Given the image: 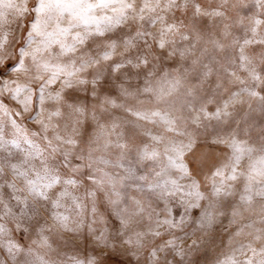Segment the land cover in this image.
I'll list each match as a JSON object with an SVG mask.
<instances>
[{"label": "snow or ice", "instance_id": "snow-or-ice-1", "mask_svg": "<svg viewBox=\"0 0 264 264\" xmlns=\"http://www.w3.org/2000/svg\"><path fill=\"white\" fill-rule=\"evenodd\" d=\"M190 2L192 0H155L153 4L152 0H144L137 12L136 0H25L23 7L17 0H0V19L5 17L6 8L14 7L21 14L28 13L32 16L25 26L14 65L17 73L28 75L29 79L24 82L19 79L4 81L0 85V121L5 116H11L12 126L23 134L24 143L28 146L23 151L41 164L42 171H36L34 178L27 183L37 200V214L43 208L53 226L73 234L85 227L95 232L97 218L103 222L104 208H107L117 217L122 228L127 229L137 217L146 214L148 220H155V228L149 229L150 234L161 239L165 248L176 249L174 254L182 260L187 254L184 247L187 241H178L175 235L177 232L183 233L191 226L194 236H209L215 233L219 225L224 224L228 233L224 242L227 251L213 264H264V228L256 227L257 221L250 219L258 215L259 223L264 224V123L252 120L253 112L264 113V58L261 59L262 67L258 69L248 54L249 48L253 54L257 48L264 49V33L258 28L264 24V20H255L257 27L251 29L253 35L246 38L243 44L233 41L234 44H239V60L243 62L241 68L256 82L255 87H244L232 92L220 104H216L214 95L208 96L198 107L188 103L191 115L185 117L174 108L173 97L182 95L187 101V98L198 94L197 86L203 88L214 77L213 87L223 88L225 91H228L225 88V77L241 80L237 72L227 65H223L225 76H220L211 63L206 62L202 66L199 80L193 84L185 80L179 69L171 75L164 71L155 83L146 79L142 91L144 95L153 98V106L135 110L132 107L126 108L127 113L136 121H144L150 125L158 123L165 132L176 135H185L178 129L180 121L190 119L194 128L209 127L213 135L208 137L207 145L212 149H222L224 159L217 160L207 171L202 170V164L206 160L198 163L195 157V149L201 146L198 137L195 138V143L190 138L187 143L174 145L170 150L172 154L167 156L166 166L154 169L151 178L144 174L137 175L136 168H128L127 176L116 179L103 168L93 169L90 164L86 165L85 156L92 160V152L89 150L77 155L71 150L81 147L83 132L65 137L57 131L55 138L60 144L54 145L47 135L43 137L47 147L40 143L41 130L48 133L59 129V124L55 121L63 117L65 108L70 110L77 123L87 124L89 117L93 121L97 120L95 108L90 110L80 97L87 96L95 100L97 90L107 82L110 73H119L130 67L149 69L151 62L146 55L138 57V63H134L129 57L124 60L116 59L121 45L126 50L134 49L137 47V37H143L141 42L147 45V37L151 35L141 29H134L132 34H126L123 38L117 36V33L126 29L131 18L129 13L137 12L139 20L143 22L145 10L155 12L163 4L167 10H179L178 6L182 7L187 14ZM255 3L258 7H264V0H255ZM192 6L194 13L202 12L201 4L193 2ZM98 9H110L112 14L97 16ZM215 15L223 13L216 11ZM159 19L166 22V33L180 34L176 23H167L166 16ZM152 26H155V21ZM182 38L189 41L193 36L185 32ZM200 38L197 34L196 39ZM8 42L9 37L5 33L0 39V49ZM171 43L174 44V41ZM211 43L218 56L224 53V43L220 40ZM168 44L169 41L160 39L158 47L164 50ZM177 51L181 57L194 55L191 48L172 49L168 54L174 56ZM191 63L193 66H200L201 62L198 58H193ZM148 74L155 73L153 71ZM241 92L246 93V96ZM124 95L135 96L136 93L125 89ZM10 101L18 106L14 115L10 111ZM103 103L112 109L125 107L108 95H104ZM140 104H143L142 100ZM245 105L247 111L239 112L238 109ZM22 113L30 114V120L35 125L33 129L21 128L16 117H22ZM233 123L234 127L229 128V124ZM117 127L113 123L109 130L107 126L100 124L97 140H102L106 148L114 147L123 154L130 150L128 142L111 139ZM218 128L220 131H217ZM254 130L262 137L258 144L251 142ZM29 132L37 139L30 138ZM144 134L157 143L163 141L162 136L152 132ZM5 143L16 149L21 147L18 139H8L0 134V152L4 150ZM64 145L69 148L61 154ZM46 152L50 154L47 157ZM57 154H61V163L67 172L50 163L57 158ZM158 157L157 151H149L146 144L141 146L140 161H155ZM99 159L107 163L103 157ZM15 164L13 161V168ZM120 167L123 168V164ZM133 177L141 183L129 193L125 189V182ZM81 188L85 189L90 200L88 205L79 202V197L73 194ZM69 196L80 210L74 215L63 203ZM101 197L104 198V208L99 203ZM89 216L92 217L90 222ZM4 232L5 228L0 224V235ZM43 233L44 228L41 227L37 243L40 247L50 248L49 237ZM134 235L143 237L144 232H135ZM125 242L129 245L133 243L131 238H127ZM135 243L140 245L141 241L137 239ZM199 243V239H193L191 246H199ZM158 248L160 246L156 245L150 249L153 264L160 259ZM32 251L26 250L25 246L14 239L0 241V252L3 255L0 264H17L20 254L31 255ZM160 251L164 249L160 248ZM71 260L72 264H84L83 260L75 257H71ZM24 264L28 262L25 261ZM89 264L92 262L89 261Z\"/></svg>", "mask_w": 264, "mask_h": 264}, {"label": "rangeland", "instance_id": "rangeland-1", "mask_svg": "<svg viewBox=\"0 0 264 264\" xmlns=\"http://www.w3.org/2000/svg\"><path fill=\"white\" fill-rule=\"evenodd\" d=\"M144 0H136L137 12L143 5ZM198 3L202 5L201 13H194L192 4ZM17 3L23 7L25 0H17ZM155 3V0H152ZM115 7V6H114ZM167 10L161 4L155 12L145 10L143 15L145 19L141 22L137 16V12L129 13L131 17L124 31L117 33V36L123 38L126 34H132V30L141 29L146 33H151L147 37V45L141 41L143 37H137V47L134 49H125L123 45L117 50L116 59L124 60L129 57L134 63H138V57L146 55L150 60L149 69L129 68L122 70L119 73H110L107 82L98 89V95L95 100L89 99L87 96H81L80 99L85 102L89 109L93 107L97 113V120L93 121L90 117L87 124L77 123L75 117L69 109H64L63 117L55 122L59 124V129L52 132L44 133L41 130L40 143L45 148L47 147L43 137L47 135L53 140V144H60L56 140L55 134L58 131L61 135L67 137L70 134L79 135L81 137V147L79 149H71L75 154H84L89 150L93 154V159L89 160L85 156L84 163L91 165L93 169L103 168L111 176L119 179L122 176H127L126 169L136 168L137 175L144 174L150 178L153 176V170H159L167 164V156L172 154L171 148L174 145H179L181 142L187 143L192 138L195 143V138L200 140V148L195 149V157L198 163L206 160L202 164V170L207 171L217 160L224 159L223 150L212 149L207 145L208 137L213 135L211 129L207 126L194 128L191 125L190 119L178 122V129L184 132L185 135H176L164 131L163 126L150 125L144 121H136L130 116L126 108H151L153 106V98L143 94L145 80H159L164 71H168L171 75L176 69L184 75L185 80L189 84L196 83L199 80L203 70V64L210 62L215 72L220 76H225L223 65H227L237 72L241 80H234L231 77H225V88L215 89V77L209 81L203 88L198 87V94L195 97L187 98L182 95L173 97V106L179 110L185 117H190L191 113L188 110V103L197 105L203 103L208 96H215L216 104L227 98L232 92L240 91L244 87H255L256 82L253 81L247 72L243 71L241 65L243 62L239 60V44H243L246 38L252 37L251 29L257 27L256 19L264 20V7H258L255 0H192L188 6V12L185 14L182 7ZM5 17L0 19V39L5 33L8 34L9 42L0 49V85L4 81H12L19 79L21 82L29 79L28 75L17 73L15 70V62L17 59V48L23 39L25 26L32 19L28 13L21 14L14 8H6ZM216 11H221L223 15H215ZM105 13L111 15L110 9H98L97 16H103ZM167 17V23H176L180 28V34H169L165 32L166 22L160 17ZM155 21V26L152 24ZM195 28V31H193ZM259 31L264 33V24L258 26ZM188 32L193 36L192 40L185 41L182 34ZM227 33V35H225ZM197 34L201 37L196 39ZM160 39L169 41L168 47L164 50L159 49L158 42ZM220 40L226 45L223 54L218 56L217 50L213 48L212 41ZM239 41V44H234L233 41ZM174 41V44L171 43ZM191 48L194 55L181 57L179 51L176 55H169L172 49L183 50ZM248 54L253 63L260 69L261 59L264 58V49L257 48L253 54L251 48L248 49ZM159 59H156V57ZM193 58L200 60V66H193L191 61ZM104 65H102L103 67ZM252 67V65H248ZM187 69V72H185ZM154 75L148 73L153 72ZM243 81V82H241ZM135 92V96H125L124 91ZM246 96V93L241 92ZM104 95H108L117 99L125 107L120 109H112L109 105L103 103ZM143 104H140V101ZM10 111L14 115L18 106L11 101ZM55 107V105H53ZM164 107V106H161ZM239 112L247 111L246 105L238 109ZM2 115V114H0ZM21 128L31 130L35 125L30 120L29 113H22V117H16ZM55 119V118H54ZM252 120L264 123V113L253 112ZM116 123L118 127L115 129V134L111 137L112 140H126L129 144V151L121 154L119 149L114 147L106 148L102 140H97L100 131L99 125L104 124L111 130V124ZM229 128L234 127L229 124ZM217 131H220L218 128ZM152 132L163 137L161 143L150 140L144 133ZM0 134L8 139H18L20 141V149L11 147L5 143L4 150L0 152V224L5 228L3 235H0V241L14 239L17 243L32 249L31 255L26 253L20 254L17 264H72L71 257L83 260L84 264H153L154 258L150 255V249L159 245L164 251L157 249V254L160 257L155 261V264H213V262L222 255L227 249L225 248V240L228 233L225 230V225L221 224L216 229L215 233L209 236L193 235L192 228L189 226L183 233L177 232L176 238L178 241H187L184 245L187 254L181 260L174 253L176 249L165 248L161 239L152 236L149 229L155 228V220H148L146 214L137 217L135 222L127 229L122 228L118 223L116 216L112 215L107 208H104V198L101 197L100 206L104 208L105 220L101 222L97 218V223L94 225L95 232H91L85 227L83 230L73 234L70 231H64L53 226L52 220L49 218L47 211L41 208L37 214V200L35 195L30 191V186L27 181L34 178L36 171H42V166L39 162L28 157L23 151L27 149V144L24 143L22 133H18L11 124V116L3 117L0 121ZM30 138L31 133H28ZM262 137L257 131H253L251 142L258 144ZM147 145L148 150H155L159 153V157L155 161H140L139 152L141 146ZM69 146L64 145L61 149V154ZM187 151V149H186ZM61 154H57V158L50 163L56 167L63 169L61 163ZM45 153V156H49ZM99 157H103V163ZM15 161V168L12 162ZM26 161V163H25ZM123 164V168L120 167ZM99 175V173H96ZM141 182L133 177L125 182V189L130 193L133 188ZM70 191L72 189L70 188ZM79 197V202L82 204H90L89 198L86 196V191L81 188L79 192H73ZM63 203L66 208L71 210L74 215L80 210L75 207L71 196L67 197ZM64 211V209H61ZM87 211V209H86ZM115 211V209H113ZM155 217V213H153ZM89 216L88 220L91 221ZM257 221L256 227L264 228V224L259 223V216L250 217ZM44 228V235L49 237L50 248L40 247L37 243L40 240V228ZM135 232H144L143 237L134 235ZM101 237V238H97ZM131 238L133 243L127 244L125 240ZM139 239L140 245L135 242ZM199 239V246L192 247L191 241ZM251 239V237H248ZM179 247V245H177ZM0 258H3L0 252Z\"/></svg>", "mask_w": 264, "mask_h": 264}]
</instances>
